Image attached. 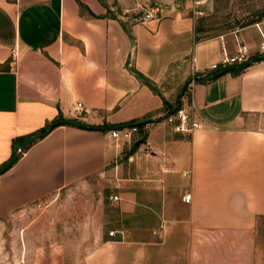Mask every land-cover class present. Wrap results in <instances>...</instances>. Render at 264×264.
Listing matches in <instances>:
<instances>
[{
    "label": "crops",
    "instance_id": "0c3cea01",
    "mask_svg": "<svg viewBox=\"0 0 264 264\" xmlns=\"http://www.w3.org/2000/svg\"><path fill=\"white\" fill-rule=\"evenodd\" d=\"M192 10L0 0V166L56 120L85 126L55 128L0 176V227L22 242L0 264H264V60L205 79L242 44L260 55L264 22L197 41ZM142 11L154 18L134 25ZM194 73L203 80L182 95ZM191 100L207 128L177 133L164 117ZM132 123L143 125L131 141L103 129ZM51 200L68 206L49 231L23 223Z\"/></svg>",
    "mask_w": 264,
    "mask_h": 264
},
{
    "label": "rangeland",
    "instance_id": "374dc122",
    "mask_svg": "<svg viewBox=\"0 0 264 264\" xmlns=\"http://www.w3.org/2000/svg\"><path fill=\"white\" fill-rule=\"evenodd\" d=\"M193 6L195 18L196 37L200 40H207L229 34L249 25L264 22V0H180ZM199 2V4L196 3ZM64 202L58 203L52 200L40 206H35L34 212L23 223L36 220L39 227L48 229L54 226V219L67 209ZM97 207V206H96ZM92 208V210H96ZM66 211V210H65ZM68 213V212H66ZM58 222V221H56ZM19 222L18 229L24 224ZM61 226L68 227V218L62 220ZM51 233V232H50ZM258 247L264 253V225L257 230ZM68 239L65 235L62 237ZM33 239V238H32ZM46 239H51L48 235ZM19 242H18V241ZM21 236H10V231H6L4 226L0 227V260H13L21 257Z\"/></svg>",
    "mask_w": 264,
    "mask_h": 264
},
{
    "label": "built area",
    "instance_id": "2783aa9c",
    "mask_svg": "<svg viewBox=\"0 0 264 264\" xmlns=\"http://www.w3.org/2000/svg\"><path fill=\"white\" fill-rule=\"evenodd\" d=\"M197 4H199L198 1H196ZM154 18L153 13L151 11H142L137 13L131 18V22L134 25H144L150 20ZM259 28V24H257ZM263 41L261 44L260 52L261 54H264V35L263 33ZM13 57L16 56V50L12 51ZM250 51L247 45H240L237 53L233 56L228 55L226 52H224L223 57L219 63L213 64L211 66L212 70H219L220 68L232 66V65H239L244 63L249 59ZM196 58H193V62H195ZM199 74L205 75V73H194L193 77L190 80V84L188 87L191 89L194 87V84L196 82V77ZM76 112L78 114V117L83 118L86 117L89 112L85 109L84 105L82 103H78L76 105ZM164 120L171 125L173 130L177 133H192L198 130H203L207 128L206 122L202 121L200 118L199 111L195 105V103L191 100L190 104L188 106H180L177 110H175L173 113H167L164 117ZM139 127H130V128H123L120 130H112L110 132V136L114 139H123L126 141H131L133 139V136L139 132ZM19 153H23L22 149L19 150ZM111 199L113 201H118V196H112ZM184 200L186 202H190L191 195H186L184 197ZM110 236H116L115 232H110Z\"/></svg>",
    "mask_w": 264,
    "mask_h": 264
},
{
    "label": "water",
    "instance_id": "95a60500",
    "mask_svg": "<svg viewBox=\"0 0 264 264\" xmlns=\"http://www.w3.org/2000/svg\"><path fill=\"white\" fill-rule=\"evenodd\" d=\"M261 60H264V54L254 56V57L248 59L247 61H245L244 63L239 64V65H232V66L224 67L223 69L219 70L218 72H216L213 75H205V79H208V80L209 79H216V78H218V77H220L226 73L245 69V68L251 66L253 63L261 61ZM189 84H190V81H188L187 84L185 85L184 90L182 91V95L184 94L185 89L188 88ZM131 126L135 127V123H132ZM117 128L121 129L122 127H104L103 129L115 130ZM20 149H22V145L16 146L12 157L5 164L0 166V176L2 174L6 173L8 170H10L14 166V164L18 161Z\"/></svg>",
    "mask_w": 264,
    "mask_h": 264
},
{
    "label": "trees",
    "instance_id": "16d2710c",
    "mask_svg": "<svg viewBox=\"0 0 264 264\" xmlns=\"http://www.w3.org/2000/svg\"><path fill=\"white\" fill-rule=\"evenodd\" d=\"M197 41H200L199 37H196ZM203 74H199L196 79H201L203 80ZM187 92V89H185V93ZM179 107L173 108L169 111V113H173L175 110H177ZM63 125H70V126H80L83 127L84 125L81 122L78 121H65L62 119L56 120L50 124H48L44 129H42L41 131L30 135L28 137H21L18 140H16L15 142V147L18 145H22V151H25L27 149H29V147L37 140L45 137L47 134H49L52 130H54L55 128L59 127V126H63ZM143 123H136L135 126L136 127H140L142 126ZM85 127V126H84Z\"/></svg>",
    "mask_w": 264,
    "mask_h": 264
}]
</instances>
